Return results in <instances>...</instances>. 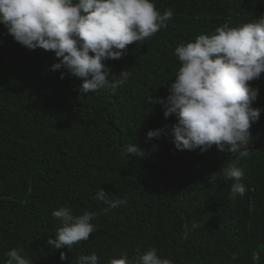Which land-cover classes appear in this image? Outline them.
Listing matches in <instances>:
<instances>
[{
  "label": "trees",
  "instance_id": "16d2710c",
  "mask_svg": "<svg viewBox=\"0 0 264 264\" xmlns=\"http://www.w3.org/2000/svg\"><path fill=\"white\" fill-rule=\"evenodd\" d=\"M154 3L173 17L120 59L105 61L111 74L130 73L115 93L81 94V78L50 70L54 52L21 46L0 23V264L12 248H23L31 264H75L93 252L108 264L124 253L131 260L138 248L140 254L155 248L171 264H264V111L251 126L244 158L215 145L203 153L181 151L167 135L147 137L176 122L156 102L182 64L175 48L225 22L255 21L264 0ZM249 83L259 88L252 106L264 109V73ZM129 143L146 155L122 153ZM229 164L243 169L247 188L234 199L232 180H208ZM101 187L126 204L102 212L106 205L93 198ZM62 206L75 215L97 214L96 231L70 251L47 242L61 226L52 212Z\"/></svg>",
  "mask_w": 264,
  "mask_h": 264
},
{
  "label": "clouds",
  "instance_id": "9594fccd",
  "mask_svg": "<svg viewBox=\"0 0 264 264\" xmlns=\"http://www.w3.org/2000/svg\"><path fill=\"white\" fill-rule=\"evenodd\" d=\"M172 17L171 10L161 14L154 0H0V23L7 33L29 50L54 52L56 62L50 70L63 68L81 78V94L102 89L115 93L130 73L125 70L119 76L111 74L105 61L120 59L129 45L166 28ZM174 54L182 64L170 81L167 96L157 98L156 102L163 106L165 118L175 116L176 122L170 127L150 129L147 137L167 135L181 151L199 149L203 153L215 145L221 152L247 157L251 126L264 111L252 106L258 99L259 88L249 83L264 73V14L235 27L225 22L211 34H201L194 41L180 44ZM121 151L133 157L146 155V150L136 143L124 145ZM243 177L242 168L229 164L210 174L208 180H232L229 197L234 199L247 191ZM93 198L106 205L101 210L104 213L126 204L123 198H109L102 187ZM96 215L92 211L75 215L68 206L53 210L52 216L58 218L61 226L54 238L49 236L48 244L70 251L78 242L87 241L96 231L91 223ZM197 226L191 225L193 229ZM187 236L185 232L183 238ZM23 253V248L7 251L5 264H31ZM60 259L67 260V254L61 252ZM75 264H99V257L95 252L80 255ZM108 264L171 261L161 258L155 248L142 254L138 248L131 260L124 253Z\"/></svg>",
  "mask_w": 264,
  "mask_h": 264
}]
</instances>
